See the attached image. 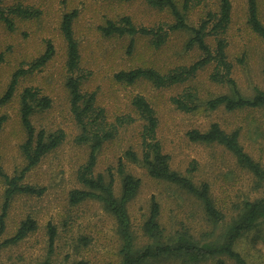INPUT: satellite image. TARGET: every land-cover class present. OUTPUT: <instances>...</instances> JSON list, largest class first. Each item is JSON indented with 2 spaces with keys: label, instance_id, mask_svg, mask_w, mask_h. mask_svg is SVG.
<instances>
[{
  "label": "rangeland",
  "instance_id": "1",
  "mask_svg": "<svg viewBox=\"0 0 264 264\" xmlns=\"http://www.w3.org/2000/svg\"><path fill=\"white\" fill-rule=\"evenodd\" d=\"M175 1L181 4L183 0ZM257 1L259 18L264 24V0ZM17 2L38 9L40 15L31 19L15 17L13 30L0 22V51L4 58L0 63V95L14 71H25L18 78L11 101L0 106V114L7 117L0 131V165L7 174L18 175L26 163L20 150L25 133L19 119V94L25 87H36L51 99L50 108L32 117L35 129L46 132L61 129L65 137L59 146L24 173L22 183L40 187L43 191L40 195L16 194L12 197L0 239L11 236L26 217L35 220L36 229L17 243L1 247L0 264H77L79 261L121 264V238L115 217L98 199L88 198L77 204H70L68 199L70 190L82 187L76 171L88 154V147L74 140L79 129L71 116L64 86L66 44L59 26L62 14L72 9L77 10L73 31L79 45L80 64L89 72L82 89L96 92L97 103L106 109L110 118L128 112L134 94L145 96L156 111L157 137L163 151L169 155L171 168L197 185L207 182L215 206L224 215L219 222L209 220L193 196L173 183L152 178L140 164L127 161L124 151L128 147L139 148V125L125 126L100 149L95 172L105 173L108 167L111 168L115 195L119 194L121 180L116 171L118 158H122L128 172L140 179L136 196L127 204L136 245L146 242L141 234V224L148 214L151 196L159 203V222L165 237L184 234L197 243L222 241L242 202L264 196V186L260 187L252 174L243 169L223 146L190 141L186 131L193 128L203 131L212 122H217L227 132L237 129L240 144L264 167V107L227 111L222 107L205 110L200 106L193 113L177 110L170 97L186 86L195 87L201 101L226 92L227 87L209 81L211 66L199 70L185 83L169 87L156 88L144 80L134 85L117 83L113 73L120 69L140 66L165 72L179 65H189L200 55L197 49H185L190 37L186 31H171L159 48L150 45L148 37L104 36L101 33L99 26L123 15L130 16L138 25L172 22L168 10L150 7L145 0H3L5 5ZM231 3L226 50L233 63L237 86L243 96L249 97L255 88L264 90V40L246 22L245 0H231ZM216 9L217 0H202L186 11V21L196 25L207 10ZM48 40L55 50L53 56L40 69L29 70V63L44 51ZM131 40L133 46L129 52L127 47ZM5 187L0 177V212ZM48 224L56 231L51 247ZM234 249L247 264H264V222L239 237ZM218 259H223L225 264H236L225 255L195 263L186 256H174L147 264H217Z\"/></svg>",
  "mask_w": 264,
  "mask_h": 264
},
{
  "label": "trees",
  "instance_id": "2",
  "mask_svg": "<svg viewBox=\"0 0 264 264\" xmlns=\"http://www.w3.org/2000/svg\"><path fill=\"white\" fill-rule=\"evenodd\" d=\"M145 2L158 10H168L172 16V22L165 25L145 26L135 24L130 16L123 15L118 20H107L104 25L99 26V30L104 36L148 37L150 45L154 48L163 45L171 31H186L190 33V37L185 43V49H197L200 55L189 65H179L165 72H160L153 67L140 66L120 69L113 73V79L117 83L134 85L144 80L156 88L169 87L185 83L195 77L199 70L211 66L209 81L215 85L227 87L226 92L201 101L197 89L186 86L170 97V102L177 110L193 113L200 106H203L205 110L222 107L227 111L264 107V90L255 88L252 96H243L233 77V63L229 60L226 50L228 46L226 33L232 18L231 0H217V9L207 10L205 16L196 25L186 21V11L191 5L199 4L202 0H183L181 4L175 0H145ZM245 2L246 22L250 29L264 40V24L259 18L258 1L245 0ZM39 15L40 11L36 8L25 6L20 2L5 5L3 0H0V22L8 30L14 29L15 17L31 19ZM76 16V9L64 12L59 26L66 44L64 86L69 97L71 116L79 129L74 140L77 144L88 147L87 158L76 171V178L82 187L69 191L70 204H77L88 198L98 199L115 217L121 238V264H147L153 260L174 256H186L189 261L195 263L215 255H225L236 264H247L241 254L234 249V243L244 233L257 228L264 222V196L244 200L237 210L235 219L225 232L223 240L216 243H197L184 234L165 237L159 222V203L154 196H151L148 214L141 224V234L146 238V242L141 246L136 245L127 204L136 196L140 179L128 172L122 158H118L116 171L121 180L119 194L115 195L113 191L115 179L111 168L108 167L105 173L95 172L100 149L106 142L113 140L119 130L125 126L139 125L137 135L139 148L135 150L128 147L124 151L123 155L127 161L140 164L152 178L173 183L193 196L199 201L209 220L219 222L224 215L215 206L207 182L197 185L188 176L171 168L169 155L163 151L157 137L156 111L145 96L140 93L134 94L129 101V111L120 112L110 118L106 109L97 103L96 92L82 89L89 72L85 71L80 64L79 45L73 31V21ZM132 46L131 40L127 47L129 52ZM54 52V47L48 40L44 51L29 63V70L40 69L51 59ZM3 59V53L0 51V63ZM23 73H25L23 69L13 72L5 91L0 95V106L11 101L16 91L18 78ZM262 74L264 79V65ZM50 106V97L36 87H25L19 94V119L25 133L20 150L26 163L18 175L7 174L0 165V177L6 186L0 212V238L5 230V217L12 197L16 194L40 195L43 191L40 187L22 183L24 173L36 166L44 155L59 146L65 137L61 129L46 132L44 129L36 130L33 125L32 117ZM6 119V115L0 114V131ZM186 136L193 142L215 143L223 146L243 169L252 174L260 187L264 186V167L240 144L237 129L227 132L217 122H212L203 131L197 128L187 130ZM35 229V220L26 217L11 236L0 239V248L17 243ZM47 232L49 247H51L56 236L53 225L48 224ZM77 264L87 263L79 261ZM217 264H225V262L223 259H218Z\"/></svg>",
  "mask_w": 264,
  "mask_h": 264
}]
</instances>
